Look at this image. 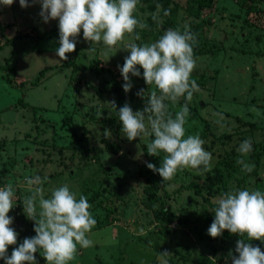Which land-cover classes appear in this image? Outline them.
Returning <instances> with one entry per match:
<instances>
[{
  "label": "rangeland",
  "instance_id": "rangeland-1",
  "mask_svg": "<svg viewBox=\"0 0 264 264\" xmlns=\"http://www.w3.org/2000/svg\"><path fill=\"white\" fill-rule=\"evenodd\" d=\"M165 1L140 0L135 16L148 27L126 34L111 49L102 42L92 45L85 41L81 30L75 52L67 54V60H75V65L82 67L79 72L63 66L65 61L56 55L59 21L45 23L39 15V3L27 8H22L19 0L11 6L0 4V26L10 28L2 31L0 27V187L13 185L14 207L9 215L19 233L17 245L9 246V256L25 238L36 235L34 221L26 216L22 203L31 194L26 178L55 175L57 187L67 183L72 191L88 198L90 212L97 220L88 234L93 246H78L70 264H161L158 257L165 250L172 253L167 257L169 264L231 262L229 253L242 237L225 230L210 243L208 229L215 219V205H211L223 193L218 191L209 201L204 196L213 183L215 163L222 167L221 158L227 163L231 152L236 151L232 158L237 164V148L248 138L256 145L245 159L255 164L257 173L246 176L239 189L264 191V2L253 3L255 11L249 12L234 0H214L211 9L204 7L195 18L200 23L209 12L218 11L213 13L211 26L198 27L208 45L200 53L194 50L195 70L202 78L199 91L187 102L190 114L185 125L186 136L199 134L205 141L213 167L202 174L193 169L178 171L171 181L159 186L162 188L156 195L160 201L149 209L142 202L148 195L144 194L147 184L138 170L149 169L147 163L159 168L163 155L149 156L143 151L142 141L147 144L150 137L129 141L117 112L125 103L133 111L140 110V96L136 94L140 89L149 95L158 90L145 82L135 87L138 78L132 76L133 88L125 93L118 66H123L130 55L126 44L151 43L168 30L162 15L167 8L173 11L171 29L183 31L184 10L190 0H170L172 4L166 7L160 4ZM158 4L157 21L152 15ZM137 33L140 40H135ZM90 47L95 50L89 51ZM12 56L13 65L8 67L6 62ZM95 61L102 71H97ZM114 86L121 93L114 91ZM112 100L116 110L107 103ZM183 105L178 102L171 108L175 113ZM107 144L118 145L119 151L106 149ZM255 153H263L258 163L250 159ZM218 155L228 157L217 159ZM244 175L234 172L227 180L228 191L236 189L235 181ZM197 183L199 194L192 185ZM44 196L50 197L45 190ZM162 206L167 208L168 217L174 218L170 225L155 216ZM169 210L175 216H170ZM250 242L264 250L259 240ZM36 258L38 264H47L39 251ZM0 264H5L4 260L0 259Z\"/></svg>",
  "mask_w": 264,
  "mask_h": 264
},
{
  "label": "clouds",
  "instance_id": "clouds-1",
  "mask_svg": "<svg viewBox=\"0 0 264 264\" xmlns=\"http://www.w3.org/2000/svg\"><path fill=\"white\" fill-rule=\"evenodd\" d=\"M15 0H0V4L11 6ZM140 0H19L22 8L39 3V13L47 23L58 20L59 47L56 55L60 61L68 59V53L75 52L77 38L81 30L83 39L92 45L103 43L111 49L122 42L126 34H133L137 28L146 29L148 25L135 16ZM161 6L152 19L159 18ZM170 15V9L164 11ZM141 37L135 34V40ZM197 43L196 34L185 25L183 31L168 29L151 43L126 44L130 55L125 57L123 66H118L125 83V93L133 88L132 76L140 77L147 85H155L142 110L133 111L125 103L117 114L122 122V132L129 141L141 137H154L147 144V153L161 157L159 168L153 163L147 167L162 177L161 185L171 181L178 171L193 169L197 174L210 172L213 167L212 154L205 150V141L199 134L187 135L185 125L190 114L185 103L178 111H170L168 102L175 106L180 98L190 102L193 93L199 91L192 73L196 68L193 45ZM94 51L93 47L88 49ZM138 96L144 97L140 89ZM116 110L115 100L107 102ZM139 147V146H138ZM253 151L251 138L243 140L237 152L240 158L236 163L241 170L251 173L254 163L245 159ZM142 155V153H140ZM46 179V178H44ZM42 178H26L31 194L24 198L23 208L26 216L34 221L35 236L25 238L8 255L9 246L17 245L19 233L12 227L14 218L9 215L14 207L15 191L8 183L0 187V259L5 264H38L39 251L47 264H70L76 257L78 246L88 248L94 241L89 238L97 220L90 209L92 205L83 194H78L65 183L51 190L45 198ZM215 219L208 229L212 238L220 237L225 230L238 234L242 239L236 242L234 252H230L231 264H264V250L250 241L264 242V191L259 189H233L213 200ZM244 237H247L245 239ZM249 241L246 243L245 241ZM238 253V255H236ZM172 253L165 250L159 254L161 264H169L167 257Z\"/></svg>",
  "mask_w": 264,
  "mask_h": 264
},
{
  "label": "trees",
  "instance_id": "trees-1",
  "mask_svg": "<svg viewBox=\"0 0 264 264\" xmlns=\"http://www.w3.org/2000/svg\"><path fill=\"white\" fill-rule=\"evenodd\" d=\"M166 1L165 2H160V4H162L165 7L166 6H170V4H172V2L170 0H168L167 2ZM213 1L214 0H190V4L184 10L186 12V14H185V17L182 19L183 22H184V25L182 26L183 28H181V30H184L185 25H187V27L191 30V32H193V33L196 34V40H197V43L198 44L193 45V48H194V50L197 53H200L201 48H205V46L208 45L207 41L205 42V40L202 39V37H203L202 36V32H201L202 30L201 31L198 30V27L199 26H202V29H203L204 27L211 26L212 25L211 23L214 20V17L213 16L215 15L213 13H216V15H217V12L218 11L214 9L212 11L213 13L209 12V14H207V16H205L200 21V23H197V21H196L195 18H199V12L201 10H203L204 7H208V8L211 9L214 6V2ZM234 1L237 2V3H239V4H244V6L246 7L247 11H249V12L250 11H255V10L252 9V4L253 3H262V2H264V0H234ZM174 5H176V4H174ZM168 9L169 8H167V10ZM164 11L162 12V15H163V18H164V21H165V27H167L168 29H170V28H172V26L174 24V22H172L170 20V16L173 13V11L170 9V15H167V16L164 15ZM0 27L3 28L2 29V31H3L5 28H9V25L2 24V26H0ZM10 27H11V25H10ZM149 29H151V26H150ZM215 45L216 44H213L212 46H215ZM211 50L212 49H210V51ZM194 54H196V53H194ZM10 62L12 64H10ZM13 62H14V60H13V56H12L11 59H10V61H7L6 62V66H8V67L9 66H12L13 65ZM74 62H75V60H66L65 63L63 64V66H65L66 68L72 67V68H74V70H78L77 72L81 71L82 70V67H77ZM95 63H96V67H97L98 62L95 61ZM98 70H101L102 71L101 68L99 69L97 67V71ZM71 77H74V76H71ZM136 78H138V79L135 80V84H134L135 87H136V85H138V83H144L145 82L144 79H143V70L142 69H141V76L140 77H136ZM191 78L194 79V80H196L197 84H199L200 83V79L202 78V76L198 73V70L196 69V70L193 71ZM75 82L78 85L80 84V81L78 79H76ZM124 83H125V81H124ZM114 91H116L118 94L121 93L117 86H114ZM145 91H146L145 96L144 97H139L137 99V102L140 104V110H142L145 107L146 102H147V99L149 97V92L147 90H145ZM119 97L122 98L124 96L119 95ZM166 102L169 103L170 111L174 115L175 113L173 112V110L171 108V106H172L171 105V102H168V101H166ZM178 102L185 104L188 101H186L185 98H180ZM86 133H88V132H86ZM83 135H85V134H83ZM229 137L231 139V135L230 134H229ZM153 138L154 137H150V140L153 139ZM101 141L104 142L103 139ZM147 144L145 143V141H142V147H143V151L145 153H147ZM255 145L256 144H253V149H254ZM105 147H106V149L107 148L108 149H111L110 151H112L114 153H116V152L119 151V146L116 145V144L114 146H112L110 144H107V146L105 145ZM86 151H89V149H87ZM235 152L236 151H233V152H231V154L233 153V155H234V154H236ZM262 154H260V153L252 154L250 156V159L252 160V162L258 163L259 157ZM161 155H164V154L161 153ZM233 155H231V157H230L231 159L227 163H225V160L223 158H221V162L220 163H222V165H223L222 167H220V165L218 164V162L215 163L214 168H213L214 169V172H213V174L211 176L212 179H213V183H210L209 184L210 185L209 186V190L207 191V194L204 196L205 197V200L209 201V197L214 196L216 193H219V192L220 193H224V192L228 191V189L226 188L227 185H228L227 180L230 177H232V175H233L234 172H243V173H245L244 177H242L238 181H235L236 182V184H235L236 189H239L240 186L245 183L246 176H250L252 174L257 173L256 170H253L251 173H247V172L242 171L241 170V166L234 163V160L232 158ZM98 156H99L98 153H96L94 155V157L97 158V159H98ZM149 156H151V155H149ZM219 157H228V156L218 155V158L217 159H219ZM138 174H139V176H141L142 178H144V180H145V182L147 184L144 187V194L146 193V195L147 194L148 195L146 196V199L143 200L142 202H143L144 206H146L147 208L151 209V208L154 207V203L160 201V198L156 195V193H158L159 189L162 188V187H159V186H161V183H162V177L158 173H155L154 171L149 170V169H146V168H140L138 170ZM54 176H48L47 179L42 178V180L44 182H43V184L41 186L46 191V193L49 194V195H51V190L53 188H56L58 186L57 182H55L57 180V177H54ZM255 182H256V184H259L260 183L259 181H257V179H256ZM192 185H194L195 188H196L195 189V193H198V194L201 193L200 192L201 188H200L199 183H197V185H195V184H192ZM192 185H189L188 187L190 188ZM214 188H215V190H214ZM221 188H222V190L220 191ZM145 191H147V192H145ZM95 195H96V193H94V196L93 197H95ZM90 198L91 197H89V199ZM211 206H214V204H212ZM167 214H168L167 208L165 206H162L160 208V211L156 212L155 216H157L159 220H162L164 222L168 221V222H166V225H168V224L170 225V223L172 222V220H174V218L173 217H168ZM169 214H170V216H175L173 214V212L170 211V210H169ZM167 228L169 229L168 226H167ZM227 234H229V233L227 232ZM229 235H231V234H229ZM216 240H218V237L217 238H212L211 237L210 238V243L215 242ZM260 243H262L264 245V242H261L260 241ZM170 261H172V260H170ZM228 264H231V262L230 263L228 262Z\"/></svg>",
  "mask_w": 264,
  "mask_h": 264
}]
</instances>
